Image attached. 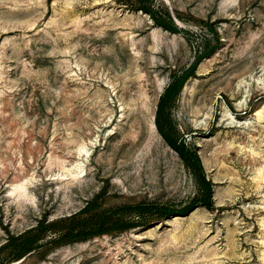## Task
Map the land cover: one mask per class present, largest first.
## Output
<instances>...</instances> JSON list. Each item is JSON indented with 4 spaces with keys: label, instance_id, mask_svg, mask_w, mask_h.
I'll list each match as a JSON object with an SVG mask.
<instances>
[{
    "label": "rangeland",
    "instance_id": "1",
    "mask_svg": "<svg viewBox=\"0 0 264 264\" xmlns=\"http://www.w3.org/2000/svg\"><path fill=\"white\" fill-rule=\"evenodd\" d=\"M262 105L264 0H0V264H264Z\"/></svg>",
    "mask_w": 264,
    "mask_h": 264
},
{
    "label": "bare ground",
    "instance_id": "2",
    "mask_svg": "<svg viewBox=\"0 0 264 264\" xmlns=\"http://www.w3.org/2000/svg\"><path fill=\"white\" fill-rule=\"evenodd\" d=\"M241 107L243 108V105ZM228 115L232 116V114L229 112H228ZM256 118L258 121H261L264 119V105H262V107L257 111ZM153 127L156 130L155 124H153ZM257 155H259V154L257 153ZM82 171H83V167H80V172H82ZM254 181H255L254 184H255L256 188H259V187H261V185L264 184V163L260 167L256 168ZM17 189H19L20 194H24L22 185L17 186ZM177 218L178 217H176L175 219H177ZM263 226H264V221H263ZM263 233H264V229H263ZM263 242H264V235H263ZM263 260H264V252H263Z\"/></svg>",
    "mask_w": 264,
    "mask_h": 264
},
{
    "label": "trees",
    "instance_id": "3",
    "mask_svg": "<svg viewBox=\"0 0 264 264\" xmlns=\"http://www.w3.org/2000/svg\"><path fill=\"white\" fill-rule=\"evenodd\" d=\"M170 89V88H169ZM171 144V143H170ZM172 145V144H171ZM173 146V145H172ZM174 147V146H173ZM208 191L210 192L211 190L208 188ZM163 214H169L170 213V211H168V210H166V209H164L163 211Z\"/></svg>",
    "mask_w": 264,
    "mask_h": 264
}]
</instances>
